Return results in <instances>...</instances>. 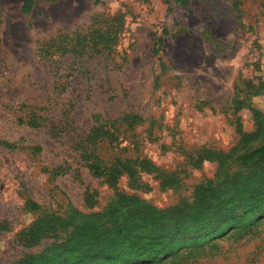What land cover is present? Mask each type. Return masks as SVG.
<instances>
[{
	"label": "rangeland",
	"instance_id": "rangeland-1",
	"mask_svg": "<svg viewBox=\"0 0 264 264\" xmlns=\"http://www.w3.org/2000/svg\"><path fill=\"white\" fill-rule=\"evenodd\" d=\"M70 38L76 50L89 42L96 48L63 53ZM43 46L56 52V62L42 57ZM236 98L246 102L239 111ZM29 107L56 118L61 138L21 123ZM254 110L264 115V0H0V264L41 250L18 242L38 217L29 199L59 216L106 211L116 191L77 165L69 147L97 116H140L134 156L178 181L171 189L153 173L142 174L147 188L120 181V192L141 200L147 213L194 202L211 187L218 162L208 152L222 156L256 132ZM199 152L204 162L189 165ZM65 163L82 179L68 173L52 180L44 171ZM235 172L238 181L246 176L264 188L255 167L232 164ZM139 214L133 224L146 219L155 228ZM107 219V226L123 221ZM244 221L198 245H178L163 262L133 264H264V219Z\"/></svg>",
	"mask_w": 264,
	"mask_h": 264
},
{
	"label": "trees",
	"instance_id": "trees-1",
	"mask_svg": "<svg viewBox=\"0 0 264 264\" xmlns=\"http://www.w3.org/2000/svg\"><path fill=\"white\" fill-rule=\"evenodd\" d=\"M72 41L70 38L64 44L63 53H72L77 57L92 53L96 48L89 42L76 50ZM40 52L44 53L42 57L50 64L56 62L50 60L56 55L52 48L43 46ZM245 103V98H236L234 110L243 109ZM29 108L32 109L19 116L21 123L31 129L47 128L51 137L61 138L56 118L42 114L40 108ZM97 118L96 125L87 133L77 134L70 141L69 147L77 165L81 164L93 177L102 179L116 191L113 199L104 213L85 215L74 210L67 216L46 213L41 205L29 199L27 208L38 217L19 233L18 242L24 248L40 247L41 250L24 254L17 264L160 263L176 254L180 250L178 245L181 248L198 245L200 239L213 232L224 233L232 224L246 223L244 220L248 216L264 219V207L261 206L263 202L260 200L264 198V188L253 185L252 180L246 176L238 181L240 173H231V166L234 164L239 169L255 167V175L264 176V115L261 112L254 110L258 129L246 136V140L239 142L231 151L221 154L222 156L208 152V158L218 162V172L211 187L203 186L194 202H182L147 213L143 211L145 206L141 200L134 195L120 192V181L126 178L131 186L147 188L142 180L144 173L157 174L163 189L174 188L178 181L163 175L161 169L148 158L134 156L132 151L138 145L135 132L136 127L141 124L140 116L131 113L121 120ZM131 132L133 134L128 135ZM33 149L38 153L42 147L37 145ZM198 154L197 161H190L189 165L199 167L204 162L206 158L201 152ZM44 171L52 180L68 173L82 179L80 170L69 163L45 168ZM242 186L252 189L251 194L250 190ZM89 196L92 199L90 194ZM136 208L139 210L136 211ZM139 211L140 216L148 215L152 218L150 224L155 228H151L146 219L139 225L131 222L132 216ZM117 216L123 218L121 223L106 225L107 218L117 221ZM50 239L53 240L46 242Z\"/></svg>",
	"mask_w": 264,
	"mask_h": 264
}]
</instances>
